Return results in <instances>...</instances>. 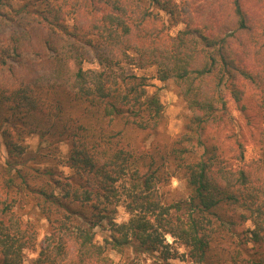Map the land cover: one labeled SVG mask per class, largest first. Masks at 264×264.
I'll list each match as a JSON object with an SVG mask.
<instances>
[{"label":"trees","instance_id":"1","mask_svg":"<svg viewBox=\"0 0 264 264\" xmlns=\"http://www.w3.org/2000/svg\"><path fill=\"white\" fill-rule=\"evenodd\" d=\"M16 1L0 0V264H25L37 242L35 222L17 210L30 202L47 221L30 264H115L111 251L127 249L173 264L183 253L168 235L193 264H264V126L251 161L236 131L231 155L213 136L235 125L230 98L246 112L243 84L264 122V0L260 14L233 0L224 18L216 10L199 23L177 0H32L46 7L7 33ZM126 66H156L158 79L176 83L191 118L173 142L134 139L158 132L164 105ZM34 134L49 139L39 152L25 143ZM63 141L73 175L27 163L56 155ZM170 165L189 195L166 203L159 184L174 176Z\"/></svg>","mask_w":264,"mask_h":264},{"label":"rangeland","instance_id":"2","mask_svg":"<svg viewBox=\"0 0 264 264\" xmlns=\"http://www.w3.org/2000/svg\"><path fill=\"white\" fill-rule=\"evenodd\" d=\"M179 4H189L191 11L188 14V18L193 23H199V21H209L213 12L221 10L223 18L231 13V3L233 0H177ZM28 3L30 10L18 11L17 9L22 7L25 3ZM224 5L227 9H224ZM244 6L247 11L253 15L260 14L261 3L256 0H245ZM16 10L10 11L11 19L5 22L4 29L8 33L10 31V25L20 24L22 26L28 25L29 22H34V17L38 16L39 13L36 9L43 10L46 5L32 0H19L15 2ZM222 18V17H221ZM66 24L73 29L75 27V18L72 13L66 16ZM184 22L173 26L170 29L171 34H176L180 29L185 28ZM30 27V26H29ZM20 31L19 28H15ZM203 30H205L203 28ZM71 68H74L73 61L69 62ZM97 63H85V67H95ZM128 72H134L140 75L148 77L147 91L149 94L158 93L160 99L164 105L163 112V124L159 128L158 132L144 133L140 132L138 135H134V139H145V146L150 147L153 143H171L177 139L185 130L187 123L191 118V111L188 109L184 99L180 95L179 88L173 80L161 81L157 77L156 66H148L145 68H137L134 66H126ZM245 88V96L242 103L246 105V112H242L239 105L230 98L229 108L235 118V125L231 128L224 129L220 132L214 133L215 141H219L221 145L227 150V155H231L229 151L231 145H234L233 139L229 136L233 131H236L238 137L243 141L245 146V157L247 161L258 157L259 155V144L258 137L262 126H264L263 119L258 111L257 105L252 98V90L246 84H243ZM249 117V120H248ZM28 150L33 152H39L41 146L47 147L49 139L44 140L39 135H29L25 139ZM71 144L68 141L59 143V150L56 155H50L45 157L41 164H36L32 160L28 161V164L41 166V167H53L61 173V176L67 177L75 173L74 169L71 168L66 160L69 155ZM7 157V148L4 144L3 138L0 136V164L5 163ZM171 173L174 176L169 177L168 181L159 184V191L164 202L169 203L178 199L188 197L189 190L186 183L180 175L176 173L173 166H169ZM19 215L29 222H35V226L38 229L37 242L35 246L26 248L25 253V264H30L35 257L39 254L41 246L44 244V237L47 232V221L42 218L39 210L34 202H30L22 207L17 208ZM129 217L123 206L119 207L118 217L119 221H124ZM248 222L246 226H250ZM105 232L98 228V237L103 239ZM167 240L173 244L174 248L179 247L183 256L178 259H173V264H193L188 255H186V249L180 246L179 242H174V238L171 235L167 236ZM111 256L114 259L115 264H150L151 259L147 258L144 254H136L133 249H127L124 253L111 251Z\"/></svg>","mask_w":264,"mask_h":264}]
</instances>
